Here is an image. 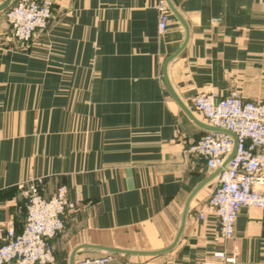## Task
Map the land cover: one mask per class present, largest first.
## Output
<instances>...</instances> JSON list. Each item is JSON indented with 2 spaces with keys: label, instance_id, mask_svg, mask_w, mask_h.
<instances>
[{
  "label": "crops",
  "instance_id": "obj_1",
  "mask_svg": "<svg viewBox=\"0 0 264 264\" xmlns=\"http://www.w3.org/2000/svg\"><path fill=\"white\" fill-rule=\"evenodd\" d=\"M52 16L27 43L0 14V245L23 230L24 191L67 189L75 209L51 240L55 264L82 246L150 252L173 243L191 193L212 172L188 154L205 129L201 93L264 102V0H48ZM1 2V0H0ZM215 179L188 205L176 245L156 256L112 254L110 264H264V210L241 209L218 240L208 208ZM213 186V187H212ZM202 215V217H200ZM104 252L80 248L73 262Z\"/></svg>",
  "mask_w": 264,
  "mask_h": 264
},
{
  "label": "built area",
  "instance_id": "obj_2",
  "mask_svg": "<svg viewBox=\"0 0 264 264\" xmlns=\"http://www.w3.org/2000/svg\"><path fill=\"white\" fill-rule=\"evenodd\" d=\"M157 31L162 34L168 26L170 11L164 0H156ZM52 16L48 1L14 0L5 12L12 37L28 42L34 33L46 29ZM193 109L201 114L205 124L232 133L237 142L230 164L215 178L208 208L219 224L218 240L227 242L233 236L234 223L241 209L264 210V102L244 101L237 93L226 96L201 93L192 100ZM233 149V139L226 134L205 132L191 143L187 152L201 158L210 172L222 167ZM26 218L21 233L10 227L0 245V264H51L54 261L51 240L63 230V217L75 209L68 199L67 189L58 187L43 198L30 184L24 191ZM202 217V215H200ZM222 264L234 260L224 250L214 253ZM112 257L101 254L83 258L74 264H110Z\"/></svg>",
  "mask_w": 264,
  "mask_h": 264
},
{
  "label": "water",
  "instance_id": "obj_3",
  "mask_svg": "<svg viewBox=\"0 0 264 264\" xmlns=\"http://www.w3.org/2000/svg\"><path fill=\"white\" fill-rule=\"evenodd\" d=\"M13 0H2L0 2V14L4 13L8 7L11 5ZM167 7H168V10L170 11L171 14H173L177 19H179L183 24V20L181 19V17L178 15V13L175 11V9L172 7V5L169 3L168 0H164ZM176 55H173L172 57H170L169 59H167L163 65V77H164V81L169 89V91L171 92L172 96L174 97V99L177 101V103L179 104V106L182 108V110L187 114V116L197 125H199L201 128L205 129L206 131H210V132H216V133H223V134H226V135H229L232 139H233V149H232V152L230 154V156L226 159V161L224 162V164L222 165L221 168H219L218 170H216L215 172H213L206 180H204L200 185H198V187H196V189L191 193V195L189 196L187 202H186V205L184 207V210H183V213H182V219H181V224H180V228H179V231L173 241V243L171 244V246H169L168 248L166 249H162V250H159V251H150V252H136V251H124V250H117V249H110V248H104V247H93V246H82V247H78L76 249H74L71 254H70V257H69V264H73V258H74V255L75 253L80 249V248H84V247H90V248H93L95 250H99V251H102L104 253H109V254H122V255H140V256H156V255H160V254H163V253H166L168 251H170L177 243L178 241V238L183 230V227H184V222H185V218H186V214H187V209H188V205H189V202L191 201V199L195 196V194L203 187L205 186L207 183L211 182L212 180H214L218 174L222 171V169H224L225 167H227L230 162L232 161L233 159V156L235 155V152H236V146H237V142H236V138L235 136L226 131V130H222V129H217V128H214V127H211V126H208L206 125L205 123H201L199 122L198 120H196L194 118V116L192 115V113L188 110V108L183 105L179 100L178 98L176 97V95L174 94V92L172 91L168 81H167V78H166V65L167 63L173 58L175 57Z\"/></svg>",
  "mask_w": 264,
  "mask_h": 264
},
{
  "label": "rangeland",
  "instance_id": "obj_4",
  "mask_svg": "<svg viewBox=\"0 0 264 264\" xmlns=\"http://www.w3.org/2000/svg\"><path fill=\"white\" fill-rule=\"evenodd\" d=\"M1 1H2V0H1ZM37 1H48V0H37ZM13 2H14V0L12 1V3H13ZM48 2H50V1H48ZM12 3H11V4H12ZM50 3H51V2H50ZM51 5H52V3H51ZM9 7H10V6H9ZM9 7H8V9H9ZM8 9H7V10H8ZM7 10H6V11H7ZM6 11H5V12H6ZM5 12L1 14L2 17L4 18V20H5V17H4V16H5ZM50 19H51V18H50ZM5 21H6V20H5ZM49 21H50V20H49ZM6 23H7V22H6ZM8 26H9V25H8ZM10 30H11V29H10ZM10 34H11V38H12L13 40H15V39L12 37V32H11ZM32 37H33V36H32ZM15 41H16V40H15ZM29 41H30V40H29ZM18 42H19V41H18ZM20 43H24V42H20ZM26 43H27V42H26ZM198 115L201 116V114H199V113H198ZM201 117H202V116H201ZM202 119H203V118H202ZM203 121H204V120H203ZM204 123H205V121H204ZM188 154H189V153H188ZM191 155H192V154H191ZM193 156H195V155H193ZM196 157L199 158L198 156H196ZM199 159H200V158H199ZM214 185H215V184H214ZM212 187H213V186H212ZM72 211H73V210H72ZM69 212H71V211H69ZM218 225H219V224H218ZM105 254H109V253H105ZM109 255H111V257H112V254H109ZM85 258H89V257H85ZM94 258H95V257H94ZM82 259H83V258H82ZM80 260H81V259H80ZM77 261H79V260H77ZM77 261H75V262H77ZM75 262H73V264H74ZM51 264H55L54 261H53Z\"/></svg>",
  "mask_w": 264,
  "mask_h": 264
}]
</instances>
